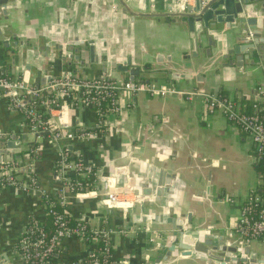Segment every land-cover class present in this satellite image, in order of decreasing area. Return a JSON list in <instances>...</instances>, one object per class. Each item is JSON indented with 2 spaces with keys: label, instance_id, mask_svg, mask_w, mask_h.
<instances>
[{
  "label": "crops",
  "instance_id": "obj_1",
  "mask_svg": "<svg viewBox=\"0 0 264 264\" xmlns=\"http://www.w3.org/2000/svg\"><path fill=\"white\" fill-rule=\"evenodd\" d=\"M177 1L0 3V72L14 76L24 69L29 77L25 65L29 64L40 76L75 69L77 75L108 71L129 79L128 71L115 64L130 60L140 66L139 80L166 82L185 91H220L246 110L264 86V55L248 56L246 49L225 54L232 45L245 43L238 37L239 28L222 21L203 34L206 27L200 21L191 30L181 16L170 14ZM193 2L189 0V4ZM207 34L216 40L210 52ZM200 35L201 45L196 46ZM195 49L198 55L188 56ZM119 97V111L106 120L108 130L100 138L72 142V149L94 163L99 173L115 172L119 181L128 180L133 186L128 196L133 205L127 209L109 207L99 187L96 192H70L67 196L71 216L111 230L112 264H222L193 249L186 253L178 248L167 255L173 240L172 216L200 241L223 240L243 254L264 259L263 240L245 242L235 231L240 203L253 190H264L249 136L222 110L209 111L200 95L186 98L180 93L124 91ZM69 119L90 128L95 113L88 107L71 108ZM0 132L5 134L1 141L17 143L7 147L14 154H5V158L20 163L31 160L29 152L22 155L20 149L37 140L26 128L22 114L4 99H0ZM40 144L42 154L34 160L32 171L40 186L56 195L60 186L54 168L56 143L45 139ZM160 170L166 172L162 185ZM28 174L29 169L22 177ZM160 186L163 192L158 196ZM144 188L151 191L144 193ZM45 209L39 188L0 186V264L20 262L14 244L30 217L45 218ZM89 246L92 244L76 236L64 237L54 262L80 264Z\"/></svg>",
  "mask_w": 264,
  "mask_h": 264
},
{
  "label": "built area",
  "instance_id": "obj_2",
  "mask_svg": "<svg viewBox=\"0 0 264 264\" xmlns=\"http://www.w3.org/2000/svg\"><path fill=\"white\" fill-rule=\"evenodd\" d=\"M188 2L177 1L171 11H184ZM45 76L47 80L43 84L35 85L29 82L24 69L14 76L0 72V99L22 114L26 128L37 140V145L29 152L32 157L30 161L20 163L10 158L0 160V186L9 185L25 190L39 188L42 197L50 194L40 186L32 171L36 153L41 147L40 141L45 139L56 143L54 168L60 181L54 195L55 201L45 205L52 227L46 229L43 220L30 217L13 247L19 254L18 264H55L54 255L60 248L61 240L68 236H76L92 244L80 264H112L111 230L96 228L80 219L71 223L67 196L70 192H96V187H99L108 206L127 209L133 205V199L128 198L133 193V186L128 180L119 181L115 172L99 173L94 163L69 145L75 141L100 138L108 130V116L119 111V95L124 91L132 94L145 91L151 95L180 93L186 98L200 95L209 111L222 110L228 120L249 136L256 159L264 155V86L260 87L257 98L247 111L238 108L233 99L220 91L205 93L197 89L178 90L166 82L112 77L108 71L96 76L77 75L70 71L59 74L49 72ZM79 107L94 111L95 121L90 128L79 126L77 121L69 119L70 109ZM4 136L0 132V138ZM23 166L32 172L26 178L22 177ZM228 200L234 199L228 197ZM55 202L61 205L60 209L54 207ZM235 231L245 242L256 238L264 241L263 192L255 189L240 203Z\"/></svg>",
  "mask_w": 264,
  "mask_h": 264
},
{
  "label": "water",
  "instance_id": "obj_3",
  "mask_svg": "<svg viewBox=\"0 0 264 264\" xmlns=\"http://www.w3.org/2000/svg\"><path fill=\"white\" fill-rule=\"evenodd\" d=\"M8 0H0V3H6ZM170 14L176 16H181L184 20L188 22L189 28L194 30L196 22H202L206 27L202 31L203 34L207 33L209 27H214L216 22L228 21L231 22L234 26L239 28V38L240 40H245L244 44H234L231 47L227 48L225 54L238 53L241 49H246L248 56H256L262 58L264 55V0H194L192 4H187L184 11L177 12L172 10ZM240 33H244V36H240ZM209 43V48L207 49L210 52V46H216V40L213 39L211 34L205 35ZM203 36L196 37L195 44L196 46L201 45ZM256 43H259L256 46ZM198 50H193L188 56L198 55ZM79 57V54H76ZM187 57V56H186ZM66 58V57H65ZM255 59L252 58L251 62H254ZM190 63H187L189 65ZM27 68L30 69L29 82L35 85L43 84L47 77L45 74L40 76V72L36 69H33L29 64H25ZM115 66L119 70L128 71L129 79L139 80L138 73L140 66L136 63H132L130 60H127L123 63H116ZM74 69L72 73L76 74ZM112 77H117L114 74L108 72ZM98 75V74H97ZM87 76V75H85ZM15 134H12V139H14ZM23 137H26V134H23ZM19 143V142H18ZM17 143L14 140L2 139L0 138V160L5 158V154L13 155L14 152H10L7 147L15 146ZM72 148V144L69 145ZM23 171H27V167H22ZM159 185H162L163 176L166 175V172L160 170ZM163 180V181H162ZM157 188V195H161L163 192V187ZM151 190L149 188H144V193H149ZM157 196V197H158ZM105 197V195H104ZM110 207V206H109ZM114 208V207H111ZM170 222L173 220V240L168 246L167 255L170 254L172 250L182 248L186 253H190L193 250L205 254L210 259H215L222 264H254L262 263L264 264V259L250 257L246 254H243L238 250L234 245L227 244L223 240L213 242L212 239H207L205 241H200L195 235L187 233L183 224L177 222L176 217H171ZM248 251L245 250V253ZM1 257V256H0ZM261 260V262H260Z\"/></svg>",
  "mask_w": 264,
  "mask_h": 264
},
{
  "label": "trees",
  "instance_id": "obj_4",
  "mask_svg": "<svg viewBox=\"0 0 264 264\" xmlns=\"http://www.w3.org/2000/svg\"><path fill=\"white\" fill-rule=\"evenodd\" d=\"M251 109V107L249 106L246 110L247 111H249ZM29 147L28 148H22V149H20V153H22V155L24 154V153H27V152H30L31 151V149L32 148H34L36 145H37V143L36 144H34L33 142L32 143H29ZM41 150H39L38 149V151H37V153H36V156L37 157H40L41 156ZM256 159V158H255ZM255 168H256V170H257V172L263 177V175H264V155L263 156H261L259 159H256V161H255ZM30 172V171H29ZM32 173V172H31ZM264 181V180H263ZM261 192H263L264 193V190H261ZM42 200L44 201V203H45V205H47L50 201H55V196L53 195V194H49V195H47V197L46 196H43L42 197ZM47 207V206H46ZM54 207H56L57 209H60L61 208V205L59 204V203H57V202H55V204H54ZM77 220H79V219H76V218H74L73 216H69V221L71 222V223H76L77 222ZM84 221V220H83ZM84 222H87V221H84ZM88 224H89V222H87ZM43 226L46 228V229H50L51 227H52V222H51V217H50V214H48V213H46L45 214V218L43 219ZM88 226V225H87ZM89 228H87V231L89 232V233H91L90 232V230H88Z\"/></svg>",
  "mask_w": 264,
  "mask_h": 264
}]
</instances>
